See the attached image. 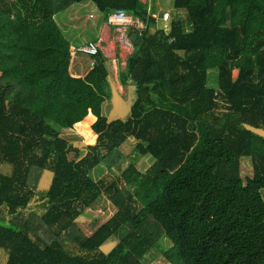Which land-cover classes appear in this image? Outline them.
I'll return each instance as SVG.
<instances>
[{"label":"trees","instance_id":"trees-1","mask_svg":"<svg viewBox=\"0 0 264 264\" xmlns=\"http://www.w3.org/2000/svg\"><path fill=\"white\" fill-rule=\"evenodd\" d=\"M87 2L144 25L119 77L134 91L125 118L102 114L115 93L101 52L85 77L70 72L56 17ZM173 4L185 15L164 29L143 0H0V264H146L152 251L170 264H264V0ZM93 115V145L62 137ZM132 143L153 160L145 172L96 176ZM103 193L115 213L90 236L70 232ZM113 237L121 248L106 254Z\"/></svg>","mask_w":264,"mask_h":264},{"label":"rangeland","instance_id":"rangeland-1","mask_svg":"<svg viewBox=\"0 0 264 264\" xmlns=\"http://www.w3.org/2000/svg\"><path fill=\"white\" fill-rule=\"evenodd\" d=\"M146 1L148 4V7H152V9H156V15L161 11H168L170 12V18L167 21H162L161 19H158L157 21V27L158 28H164L169 29L171 25V19L173 17V13L176 10L174 8L173 0H143ZM90 7V6H89ZM72 10V9H71ZM89 8H82L81 12L77 8L75 12L71 13L70 8L64 10L62 13H60L56 19L58 20V23L63 30V32L66 34V36L69 35L71 37V33L73 32V29L71 27L77 25L78 30L81 31L82 35V26L84 25V22L86 21L89 27L87 28L86 32H84V36L88 40L94 39L96 40L95 36V28L93 27V20H89L84 15L85 12H87ZM179 11L178 13L184 17L185 13L181 12L182 10H176ZM93 12V11H92ZM95 13V12H94ZM90 17V16H89ZM92 18V17H91ZM87 25V26H88ZM68 37V39H69ZM77 41H81V38H76ZM85 42V41H83ZM132 43V41L130 42ZM80 44V43H79ZM133 44V43H132ZM104 48L109 49L107 51V58L110 59V47H108V41L104 42ZM130 49V51H129ZM133 53V47L132 48H125L122 42H120L119 38L116 39V47H115V63H116V57H117V69L112 68L110 65V61L104 60L105 66L108 68L110 72V76L112 78L115 98L107 101L104 103L103 106V112L102 114L104 116H107L109 119H114L116 117L125 118L130 110V107L133 103V97H134V91L132 88H125L119 81L120 72L122 70H125L127 58ZM119 55H122L120 58ZM104 56V55H103ZM80 57L81 60H80ZM79 59V60H77ZM94 62L93 57L88 55H79L77 57H73L71 61V66H77L78 63L84 64V72L85 74L89 73L87 72L91 68V64ZM73 63V64H72ZM113 65V63L111 62ZM76 67V68H77ZM1 74V73H0ZM73 74V73H72ZM86 74V75H87ZM215 75L214 72L209 74L208 78V85H213L214 79L212 78ZM96 79H94L95 81ZM216 84V83H215ZM94 116V115H93ZM96 121V117L92 118L91 123L83 122L82 125L78 126L76 125L72 129H66L62 130V137L70 140V141H77L80 145H93L96 141V134H93V131L91 129V126ZM90 124V125H88ZM260 133L264 135V130H258ZM90 135H93L94 138H91ZM91 140V141H90ZM135 143L132 144H126L123 146L122 151L124 153V157L122 158L119 165L115 166L112 170L107 171L105 168L99 169L95 174L97 177L107 175L110 179L116 181L118 184L122 183L121 180V174L122 172L131 164L134 163L137 168L145 172V169L151 164L153 161L151 158L142 157L140 154H137L135 150ZM73 156L71 157V159ZM241 167V177L244 179L246 177H250L252 175V166L251 161L249 158H242L240 161ZM52 175L49 173H44L43 176H41L39 188L37 189L36 196L31 202V210L39 213L42 210V204L45 203L47 190L51 181ZM96 177V178H97ZM116 211V207L109 198V196L106 193L101 194L97 200L89 204L85 211L83 212V215L78 220L75 226L70 232H75L77 229L83 230L87 236H90L93 231H95L101 224H103L105 221H107ZM120 237H113L109 239L103 246L102 250L108 254L114 250L118 251L120 250ZM163 245H169L167 239L163 240ZM148 263L146 264H170L166 261H164L160 255H158L156 252L152 251L149 253L148 257Z\"/></svg>","mask_w":264,"mask_h":264},{"label":"crops","instance_id":"crops-1","mask_svg":"<svg viewBox=\"0 0 264 264\" xmlns=\"http://www.w3.org/2000/svg\"><path fill=\"white\" fill-rule=\"evenodd\" d=\"M146 2V1H145ZM90 6V7H89ZM89 8V10L87 12L84 13V15L86 16L87 19L89 20H93V27L95 28V36L96 39L98 37H100L101 35H103L106 40L108 41V47H110V55L112 56V58L107 59L104 55V58L106 59V61H110V65L113 68L117 69V57H116V63L113 57L117 56L115 54V47H116V39H118V33L116 32V29L114 26H110L107 24V18L104 14H102L101 12H99L96 8V6L91 3V2H87V3H81V4H76L70 7V11L71 13L75 12L76 9L78 8L81 12L82 8ZM151 8V7H150ZM72 9V10H71ZM93 11V12H92ZM95 12V13H94ZM93 13L94 17H89L90 14ZM158 15V14H157ZM156 15V13L153 14V16L158 17ZM87 22H84V25L82 26L81 30H82V35H81V31L78 30L79 27H77V25L71 27L73 29V32L71 33V37H69V35L67 37H69V41L72 46H78L81 45L82 43H84L83 41H87L88 39L86 38V36H84V32H86L87 28L89 27V25L87 26ZM76 38H81V41H77ZM94 40V39H92ZM80 43V44H79ZM81 55V54H80ZM79 55H77L76 57L78 58ZM82 56V55H81ZM119 57L121 58L122 55H119ZM82 57H80L81 60ZM79 60V59H77ZM111 62L113 63V65L111 64ZM73 64V63H72ZM94 62L91 64V67H93ZM77 66H70V72L71 75L73 77H85L86 74L84 72V64L78 63V67ZM92 68H90L87 72H89ZM73 73V74H72ZM121 73V72H120Z\"/></svg>","mask_w":264,"mask_h":264},{"label":"built area","instance_id":"built-area-1","mask_svg":"<svg viewBox=\"0 0 264 264\" xmlns=\"http://www.w3.org/2000/svg\"><path fill=\"white\" fill-rule=\"evenodd\" d=\"M90 17H94V14L91 13ZM169 18H170V12L164 11L162 13L161 19L167 21ZM107 24L115 27L120 42H122L124 47L127 49L133 47V44L130 43L131 42L130 33L134 30L141 31L144 28V25L141 24L137 18L127 13L124 9H117L111 12L107 16ZM106 41H107L106 38L103 35H101L96 40L90 39L82 43L81 45L72 46L71 53L73 56H77L80 54L88 55V56H96L99 55V53L101 52L106 57L107 51H109V49H107L106 51V49L104 48V42ZM110 58H112L111 55ZM113 58L115 60V57Z\"/></svg>","mask_w":264,"mask_h":264}]
</instances>
